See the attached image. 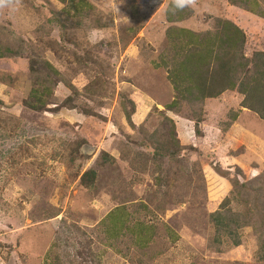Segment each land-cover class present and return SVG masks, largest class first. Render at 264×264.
<instances>
[{"label": "rangeland", "instance_id": "374dc122", "mask_svg": "<svg viewBox=\"0 0 264 264\" xmlns=\"http://www.w3.org/2000/svg\"><path fill=\"white\" fill-rule=\"evenodd\" d=\"M226 20L263 62L264 0L0 5V264H264V118L168 79Z\"/></svg>", "mask_w": 264, "mask_h": 264}, {"label": "trees", "instance_id": "16d2710c", "mask_svg": "<svg viewBox=\"0 0 264 264\" xmlns=\"http://www.w3.org/2000/svg\"><path fill=\"white\" fill-rule=\"evenodd\" d=\"M181 31L184 33V36L180 37L177 43L179 47L177 53L178 61L171 68L168 75V79L177 91L179 98H193L197 100L205 97H216L227 89H236L243 95L242 101L244 102V106L253 108L264 118V61L260 62L257 59L252 64V57L251 59L241 58L245 63L241 65L238 63L241 61L238 55L241 52H239L238 48L243 44L244 38L242 29L228 20L222 22L221 29L216 32L219 36L217 39L219 43H215L209 33H205V35L200 37L198 34L195 35L193 31ZM237 39L240 41V44L236 49L234 47L236 46ZM186 47H193L195 49L193 52H186L184 54L183 51ZM213 47L216 49H213ZM253 56H264V53L257 52ZM217 60L221 62V70H223L221 79L220 76L216 78L215 67L211 66L212 61ZM193 64H196L197 71L190 67ZM244 66L245 69L241 70ZM201 69L207 72L208 81L206 84L200 82L198 78V80L196 79L197 83L195 82V76L199 75ZM243 76L246 79L250 78V84L243 85ZM259 88L261 91L258 95H255V91ZM252 99L257 102V105H253ZM175 100L176 98L167 106L174 105L176 103ZM87 173L94 172L87 171L83 175L85 176ZM212 217L217 222L216 224L219 228L225 226L224 228L226 229L228 227V225L222 224L221 211L217 210L213 212ZM236 224L238 225V222ZM230 231L232 230L226 229L225 233H231ZM234 244H239V241H234Z\"/></svg>", "mask_w": 264, "mask_h": 264}, {"label": "clouds", "instance_id": "9594fccd", "mask_svg": "<svg viewBox=\"0 0 264 264\" xmlns=\"http://www.w3.org/2000/svg\"><path fill=\"white\" fill-rule=\"evenodd\" d=\"M6 0H0V5H4ZM10 2V0H9ZM173 3L177 9H183L187 6H194L196 0H173Z\"/></svg>", "mask_w": 264, "mask_h": 264}, {"label": "crops", "instance_id": "0c3cea01", "mask_svg": "<svg viewBox=\"0 0 264 264\" xmlns=\"http://www.w3.org/2000/svg\"><path fill=\"white\" fill-rule=\"evenodd\" d=\"M234 90H236V89H233V90L227 89V90L223 91L219 96H221L222 94L227 93V92H232V91H234ZM239 94H240V93H239Z\"/></svg>", "mask_w": 264, "mask_h": 264}]
</instances>
